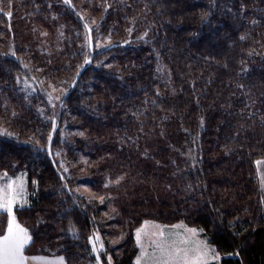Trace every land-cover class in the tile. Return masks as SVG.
I'll use <instances>...</instances> for the list:
<instances>
[{"label": "trees", "instance_id": "trees-1", "mask_svg": "<svg viewBox=\"0 0 264 264\" xmlns=\"http://www.w3.org/2000/svg\"><path fill=\"white\" fill-rule=\"evenodd\" d=\"M32 75L64 86L56 116ZM0 125V179L27 177L25 254L88 264L95 233L135 264L149 219L264 264V0H0Z\"/></svg>", "mask_w": 264, "mask_h": 264}, {"label": "rangeland", "instance_id": "rangeland-1", "mask_svg": "<svg viewBox=\"0 0 264 264\" xmlns=\"http://www.w3.org/2000/svg\"><path fill=\"white\" fill-rule=\"evenodd\" d=\"M69 2H71V0H69ZM85 25H86V28H89L88 21L86 22ZM83 36H84L86 43L88 44L89 43L91 44L92 42L95 43L97 49L109 46L113 43L111 38L101 35L96 29L94 30L84 29ZM30 78L31 79H28V81H26V84L23 85V88L27 90H31V89H34V84H35L37 88L39 87L40 89H45L48 100L50 101L53 107L54 115L56 116L58 109L60 107V102H61L63 92H64V86L62 85V83L59 81H54V82L50 81L48 83H44L42 78L35 77L34 75H32ZM0 130H4L3 125H0ZM72 132L75 133L74 131ZM72 132L70 130L65 129L62 133V136L64 137V139L69 140L66 144L67 146L71 144L72 139L70 137H72L71 136ZM59 159L62 162H65L67 164L66 155H64L63 157H59ZM258 161L264 162V154L260 155L255 161L256 167L258 170L259 180L262 186V190L264 192V163L258 164L257 163ZM65 163L64 165L65 167H67ZM79 167L81 168V166ZM13 181H16L18 184L21 181L23 182V196L19 198L17 202L13 205V214L16 218V222L22 228L27 230V228L18 221L15 215V212H14V209L16 207L26 205L29 202L28 200L29 195H28V190H27V177H26L25 172L20 170L19 172H16L15 174L4 175L2 179H0V188H3L6 184H9ZM83 187H84L83 188L84 191L90 192V190L88 189L89 187L87 185H83ZM0 212H4V211L0 210ZM5 213L7 214V212ZM7 224H8V214H7V221H6V227H5L4 234H6V231H7ZM140 229H144V233L142 234V246L141 244L137 243V236H136L137 231ZM190 229H195L196 230L195 233L190 232L189 231ZM160 231L164 232L163 238H161L159 235H154V234H158ZM94 235L95 233H93L90 238L91 255H93L94 260L88 262V264H105L101 260V255H105L107 264H114L115 260L110 255V252L104 249V246L102 243L99 242L97 244L95 242ZM133 239H134L135 244H137V247H138L137 254L134 257L135 264H137V260L141 259L142 257L143 259H141V264H152L153 256L159 255L158 251L154 248V242L160 241L161 239L163 240L165 244L170 245L173 248L187 250L189 253V256L192 258H195L196 255L198 254L200 245L202 244L207 245V247L211 249L213 253L218 255L219 257L217 260H212L211 257H209V264H222V257H223L222 253L216 248L215 245L209 242L208 237L205 234H203L202 230L198 227L189 226L183 221H178L172 224H167V223L159 222L156 220H149V219L143 220L141 224L138 225L134 229ZM99 240L101 239L99 238ZM23 254L26 257V254L24 253V251H23Z\"/></svg>", "mask_w": 264, "mask_h": 264}, {"label": "snow or ice", "instance_id": "snow-or-ice-1", "mask_svg": "<svg viewBox=\"0 0 264 264\" xmlns=\"http://www.w3.org/2000/svg\"><path fill=\"white\" fill-rule=\"evenodd\" d=\"M66 3L69 0H65ZM10 16L11 13H8ZM86 63L88 61H85ZM258 164L264 162H257ZM23 196V182L13 181L0 188V210L7 212L8 224L6 234L0 235V264H25L26 257L23 254L25 245L31 240L28 231L22 228L17 222L13 214V205L19 198ZM195 233V229L189 230ZM144 229L137 231V243L142 246V234ZM161 238L164 232L160 231L158 234ZM154 248L158 251L159 255L153 256L152 264H209V257L212 260H217L218 255L214 254L207 245H200L199 252L195 258L189 256L187 250L173 248L167 245L161 239L154 242ZM95 250V248H94ZM143 259V257L141 258ZM141 259L137 260V264H141ZM63 264V260L59 262Z\"/></svg>", "mask_w": 264, "mask_h": 264}, {"label": "crops", "instance_id": "crops-1", "mask_svg": "<svg viewBox=\"0 0 264 264\" xmlns=\"http://www.w3.org/2000/svg\"><path fill=\"white\" fill-rule=\"evenodd\" d=\"M63 260L66 264V259L63 255H45V254H26L25 264H59Z\"/></svg>", "mask_w": 264, "mask_h": 264}]
</instances>
